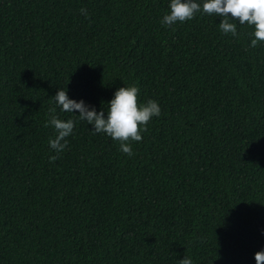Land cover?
<instances>
[{
	"label": "trees",
	"instance_id": "trees-1",
	"mask_svg": "<svg viewBox=\"0 0 264 264\" xmlns=\"http://www.w3.org/2000/svg\"><path fill=\"white\" fill-rule=\"evenodd\" d=\"M168 3L0 0V264H255L264 42L215 15L162 25ZM124 85L161 108L132 156L54 102L107 112ZM52 114L74 122L54 161Z\"/></svg>",
	"mask_w": 264,
	"mask_h": 264
},
{
	"label": "clouds",
	"instance_id": "clouds-1",
	"mask_svg": "<svg viewBox=\"0 0 264 264\" xmlns=\"http://www.w3.org/2000/svg\"><path fill=\"white\" fill-rule=\"evenodd\" d=\"M168 12L162 16L161 24L172 26L191 20L197 13L220 17L219 30L224 34L237 35V24L245 22L251 26L250 47L258 42H264V0H169ZM81 15L87 17V10L80 9ZM231 14L229 17L228 14ZM238 20V23H237ZM234 21V22H233ZM139 89L135 85L123 86L116 89L112 99L107 102L108 109L97 111L96 108L83 99L69 98L66 90L58 89L54 95L56 107L62 112L75 114L95 133H104L119 142L120 151L128 156L133 155L129 141L139 142L141 133L152 117H159L161 108L157 101L149 99L146 103L137 102ZM48 124L54 129V137L48 145L56 155L49 157L54 161L67 145L66 137L73 133L74 122L71 119L61 120L57 115H50ZM139 126V127H138ZM255 264H264V250L254 254ZM180 264H192L190 257L184 256Z\"/></svg>",
	"mask_w": 264,
	"mask_h": 264
}]
</instances>
